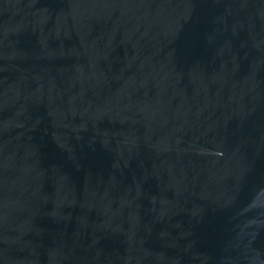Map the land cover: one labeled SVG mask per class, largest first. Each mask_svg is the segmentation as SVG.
<instances>
[{"label": "water", "instance_id": "1", "mask_svg": "<svg viewBox=\"0 0 264 264\" xmlns=\"http://www.w3.org/2000/svg\"><path fill=\"white\" fill-rule=\"evenodd\" d=\"M0 264H264V0H0Z\"/></svg>", "mask_w": 264, "mask_h": 264}]
</instances>
